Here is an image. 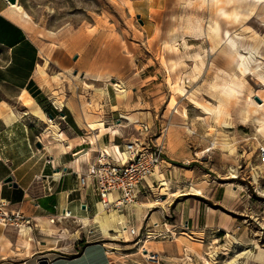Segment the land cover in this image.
I'll return each mask as SVG.
<instances>
[{
	"label": "rangeland",
	"instance_id": "374dc122",
	"mask_svg": "<svg viewBox=\"0 0 264 264\" xmlns=\"http://www.w3.org/2000/svg\"><path fill=\"white\" fill-rule=\"evenodd\" d=\"M18 1L37 29L31 28L32 34L43 40L41 74L60 84H71L76 76L84 87L82 110L101 116L117 105L115 121L134 138L133 113L144 115L153 129L168 123V132L177 137V155L184 154L177 156V164L188 169L177 171L180 181L189 175L182 191L201 193L203 184L186 187L194 175L209 180L206 195L213 185L224 189V205L217 202L222 192L205 200L221 214L219 226L197 234L185 233L180 221L177 239L164 230L135 244V238L125 241L130 235L123 226L112 232L123 237L118 240L97 225L101 239L124 247L116 263L264 264V159L259 155L264 147V0ZM77 27L86 41L80 55L73 56L57 32ZM229 39L246 56L238 67L228 60ZM76 98L74 92L71 99ZM22 102L31 114L50 121L33 101ZM66 105L80 117L77 108ZM53 129L54 136L63 131ZM160 186L168 190L166 180ZM145 225L142 234L150 230ZM157 240L164 241L161 255ZM147 253L158 254L159 262L144 258Z\"/></svg>",
	"mask_w": 264,
	"mask_h": 264
},
{
	"label": "crops",
	"instance_id": "0c3cea01",
	"mask_svg": "<svg viewBox=\"0 0 264 264\" xmlns=\"http://www.w3.org/2000/svg\"><path fill=\"white\" fill-rule=\"evenodd\" d=\"M18 13L15 4L0 0V199L8 203L9 210H19L33 222L22 231L14 226L0 227V264H38L40 259H46L49 264H117L115 257L123 255L124 247L101 239L96 223L81 221L95 212L99 197L94 182L89 180L81 187L78 176L86 172L97 151L110 152L113 145L123 149L134 136L125 125L115 121L117 105H112L101 116L82 110L84 87L76 76L70 78L71 84L68 81L60 84L50 75L45 77V73H39L43 40L32 34L37 29ZM57 33L67 53L80 55L86 41L80 27L72 31L62 28ZM69 87L72 94L68 95ZM74 92L78 95L75 101L71 99ZM24 100L33 101L47 118L51 113L52 122L31 114ZM58 102L64 104L60 106ZM67 103L77 108L82 120L68 109ZM131 116L135 118L134 128L139 121L148 123L144 115L133 113ZM99 119L104 121L103 128L86 125ZM55 126L63 129L57 136L53 135ZM37 142L41 143V148L36 147ZM179 144L185 146L186 141L180 140ZM177 156L184 154L177 155V137L170 130L165 138L163 162L141 183L137 202L123 209L122 224H117L119 228L123 226L127 232L128 227L139 229L146 224L150 231L167 230L177 239L180 221L185 223L188 234L219 226L216 219L221 218V214L205 200L213 201L218 192H222L217 202L224 205V189L213 185L211 193L206 195L203 190L209 189V180H198L200 176L194 175L195 182L191 180L186 187L203 184L201 193L182 191L189 175L183 181L177 179V171H188L177 164ZM7 177H11V183L16 186L5 182ZM161 180L167 181L168 190L160 186ZM159 189L163 192L159 193ZM188 193L191 195H182ZM149 202L153 205L149 206ZM64 209L69 210L71 216L57 219ZM170 217L171 220H166ZM46 219L51 220V224H45ZM92 228L95 233L90 235L87 231ZM133 239L129 236L125 241ZM155 242V249L161 255L159 246L164 241ZM165 248L163 244L162 249ZM162 256L171 258L169 254ZM120 264H124V260Z\"/></svg>",
	"mask_w": 264,
	"mask_h": 264
},
{
	"label": "built area",
	"instance_id": "2783aa9c",
	"mask_svg": "<svg viewBox=\"0 0 264 264\" xmlns=\"http://www.w3.org/2000/svg\"><path fill=\"white\" fill-rule=\"evenodd\" d=\"M137 123L138 136L133 141L125 143L123 149L113 145L110 152L104 149L97 151L90 159L86 172L78 176V184L81 187L89 180L94 182L99 203L106 210L120 211L134 205L140 194L141 183L152 176L163 162L168 123L160 124L156 129L143 121ZM259 155L264 159V147L260 148ZM70 216L71 212L64 209L57 219ZM32 222V218L19 210H9L8 203L0 199V227L14 226L18 231H22L30 227ZM154 225L158 226L157 223ZM87 233L92 235L95 231L88 229ZM127 233L135 238V244L141 239L147 240L156 235V231L150 230L142 234L140 228L135 227H128ZM157 234L162 235L161 232ZM152 256L159 262L157 254Z\"/></svg>",
	"mask_w": 264,
	"mask_h": 264
},
{
	"label": "bare ground",
	"instance_id": "6f19581e",
	"mask_svg": "<svg viewBox=\"0 0 264 264\" xmlns=\"http://www.w3.org/2000/svg\"><path fill=\"white\" fill-rule=\"evenodd\" d=\"M202 1L204 2L205 0H202ZM15 7L19 11L18 15L21 14V17L25 18V21H26V19H29V15L23 10V8L19 4H15ZM228 43H229L230 52L228 55L229 58L228 57L227 58H228L229 62L235 63L236 67H238L240 61L245 59L246 56L239 53V51L237 50L236 45L232 39H229ZM38 71H39V73H44L43 69L41 68V65H38ZM92 79L95 81H99L96 78H92ZM59 103H60V106H62L64 104L63 102H59ZM34 115H35V113H34ZM26 117H27V115H26ZM124 118H127V117H124ZM50 121L52 122V120H50ZM99 127L100 126L98 124H96L94 126V128H98V129L103 128V127H100V128ZM56 136H57V134H56ZM162 185H164V184H162ZM148 205L152 206L153 203H149ZM81 221L83 223H85V222L96 223L102 229V231L105 235H107L111 238H115L117 235H112V232H114V233L121 232L120 228L117 227V224H119V223L122 224L123 216L117 210H114V209L113 210H106L104 207H102V205L100 203H97L96 210H95L94 214L90 217L82 218ZM44 223L49 225V224H51V220L46 219L44 221ZM39 224L42 225V222H39ZM144 240L141 239L136 244H139V243L145 244L146 242ZM53 241H51V242H53ZM54 243H56V242H54ZM143 257L146 259L156 260V257H153L152 255L150 256V253L143 254Z\"/></svg>",
	"mask_w": 264,
	"mask_h": 264
},
{
	"label": "water",
	"instance_id": "95a60500",
	"mask_svg": "<svg viewBox=\"0 0 264 264\" xmlns=\"http://www.w3.org/2000/svg\"><path fill=\"white\" fill-rule=\"evenodd\" d=\"M11 4H16V3H18V0H8ZM142 21L140 20V23H141ZM75 58V57H74ZM64 114H63V112H61L60 113V116H63ZM47 116L50 118V119H53V115L51 114V113H49V114H47ZM36 147H38V148H41L42 147V145H41V143L40 142H37L36 143ZM5 182H9V183H11L12 182V178L11 177H7L6 179H5ZM13 186H16L14 183H11ZM83 208H84V206H83ZM38 264H49L48 263V261L46 260V259H40L39 261H38Z\"/></svg>",
	"mask_w": 264,
	"mask_h": 264
},
{
	"label": "trees",
	"instance_id": "16d2710c",
	"mask_svg": "<svg viewBox=\"0 0 264 264\" xmlns=\"http://www.w3.org/2000/svg\"><path fill=\"white\" fill-rule=\"evenodd\" d=\"M33 96V95H32ZM210 206H213V205H211L210 203H208Z\"/></svg>",
	"mask_w": 264,
	"mask_h": 264
}]
</instances>
